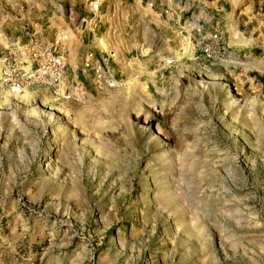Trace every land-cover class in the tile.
I'll return each instance as SVG.
<instances>
[{
  "label": "rangeland",
  "instance_id": "obj_1",
  "mask_svg": "<svg viewBox=\"0 0 264 264\" xmlns=\"http://www.w3.org/2000/svg\"><path fill=\"white\" fill-rule=\"evenodd\" d=\"M96 1L0 0V45L66 64L0 92V264H264V0Z\"/></svg>",
  "mask_w": 264,
  "mask_h": 264
},
{
  "label": "built area",
  "instance_id": "obj_2",
  "mask_svg": "<svg viewBox=\"0 0 264 264\" xmlns=\"http://www.w3.org/2000/svg\"><path fill=\"white\" fill-rule=\"evenodd\" d=\"M99 1L91 5L90 9L94 14L100 10ZM151 5L152 2L149 6ZM197 35L195 47L205 60L214 59L220 54L222 40L218 27L207 34L198 30ZM64 37L62 35L54 43L43 44L29 36L27 41L6 40L5 45H0V92L21 95L34 83L51 87L54 91L61 90L66 75V64L61 50ZM80 70L90 72L94 84L99 88L112 89L118 85L113 68L95 50L85 52Z\"/></svg>",
  "mask_w": 264,
  "mask_h": 264
},
{
  "label": "bare ground",
  "instance_id": "obj_3",
  "mask_svg": "<svg viewBox=\"0 0 264 264\" xmlns=\"http://www.w3.org/2000/svg\"><path fill=\"white\" fill-rule=\"evenodd\" d=\"M26 92H24V94H25Z\"/></svg>",
  "mask_w": 264,
  "mask_h": 264
}]
</instances>
